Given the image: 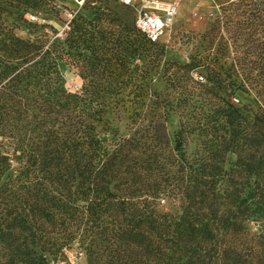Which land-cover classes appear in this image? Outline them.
Here are the masks:
<instances>
[{
    "label": "trees",
    "instance_id": "trees-1",
    "mask_svg": "<svg viewBox=\"0 0 264 264\" xmlns=\"http://www.w3.org/2000/svg\"><path fill=\"white\" fill-rule=\"evenodd\" d=\"M128 8L133 37L124 38L148 49L156 41L136 28ZM2 10L0 264H49L71 248L84 251L87 264H264V47L257 61L236 43L227 56L219 45L222 56L208 51L180 65L191 95L218 100L211 128L220 135L188 156L186 137L197 129L181 120L173 154L142 161L132 140L107 141L96 131L118 88L70 92L57 71L64 44L104 47L106 37L77 16L62 42L46 46L42 25L21 38ZM215 20L212 30L234 26L232 43L264 34V0H231ZM236 90L252 103L233 104ZM228 152L236 160L226 169ZM160 197L179 208H164Z\"/></svg>",
    "mask_w": 264,
    "mask_h": 264
},
{
    "label": "rangeland",
    "instance_id": "rangeland-1",
    "mask_svg": "<svg viewBox=\"0 0 264 264\" xmlns=\"http://www.w3.org/2000/svg\"><path fill=\"white\" fill-rule=\"evenodd\" d=\"M230 1L181 0L173 23L155 44H147L145 50L124 38L125 33L133 37L132 14L128 7L120 6L115 0H86L81 5L75 0H0V8L8 23L15 22L14 33L21 38L34 37L41 29L38 24L42 25L46 46L62 42L68 23L77 16L89 23L87 28L91 32L106 37L108 41L102 42L106 44L104 47L87 42H80L77 47L64 44L65 50L57 54V71L70 92L84 93L96 86L110 95L118 88L119 93L112 95L104 107L96 131L107 141L114 136L132 140L136 147L132 156L143 161L149 155L173 154V134L181 120L189 119L197 129L186 137L188 156L200 151L204 143L210 145L220 135L211 128L218 100L207 94L191 95V83L180 65L192 55L208 51L219 56L224 51L227 56L235 51L236 43L242 45L239 50L249 51L247 58L259 59L264 47L261 32L242 36L232 43L234 26L218 29L215 24L212 30L220 6ZM30 15L35 19H29ZM219 45L226 48L221 51ZM191 76L195 82L203 83L197 70H192ZM230 101L242 106L252 103V96L236 90ZM225 159L223 166L227 169L235 162V154L228 152ZM175 169V166H166L171 175ZM159 202L169 210L179 208L175 202L171 207L165 197H160ZM248 228L254 233L258 225L251 222ZM49 264H87V258L84 251L71 248L60 259H49Z\"/></svg>",
    "mask_w": 264,
    "mask_h": 264
},
{
    "label": "built area",
    "instance_id": "built-area-1",
    "mask_svg": "<svg viewBox=\"0 0 264 264\" xmlns=\"http://www.w3.org/2000/svg\"><path fill=\"white\" fill-rule=\"evenodd\" d=\"M79 5L86 0H75ZM127 5L134 13V22L138 30L146 37L155 41L173 23L181 0L164 2L162 0H116ZM34 20L35 16L30 15Z\"/></svg>",
    "mask_w": 264,
    "mask_h": 264
},
{
    "label": "crops",
    "instance_id": "crops-1",
    "mask_svg": "<svg viewBox=\"0 0 264 264\" xmlns=\"http://www.w3.org/2000/svg\"><path fill=\"white\" fill-rule=\"evenodd\" d=\"M162 1H164V2H169V1H172V0H162Z\"/></svg>",
    "mask_w": 264,
    "mask_h": 264
}]
</instances>
